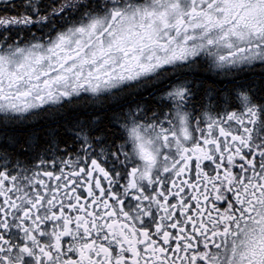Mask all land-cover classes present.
Returning a JSON list of instances; mask_svg holds the SVG:
<instances>
[{
	"label": "snow or ice",
	"instance_id": "obj_1",
	"mask_svg": "<svg viewBox=\"0 0 264 264\" xmlns=\"http://www.w3.org/2000/svg\"><path fill=\"white\" fill-rule=\"evenodd\" d=\"M0 264H264V0H0Z\"/></svg>",
	"mask_w": 264,
	"mask_h": 264
}]
</instances>
